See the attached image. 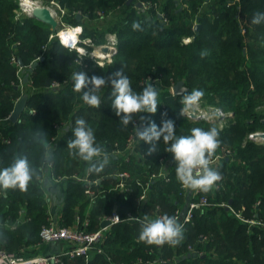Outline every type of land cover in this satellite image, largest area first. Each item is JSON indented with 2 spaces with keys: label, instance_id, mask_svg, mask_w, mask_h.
Here are the masks:
<instances>
[{
  "label": "trees",
  "instance_id": "obj_1",
  "mask_svg": "<svg viewBox=\"0 0 264 264\" xmlns=\"http://www.w3.org/2000/svg\"><path fill=\"white\" fill-rule=\"evenodd\" d=\"M58 1L66 10L63 17L66 22L83 26L82 37L89 34L86 22L96 19L99 9L109 12L124 7L122 24L111 28L118 38L112 62L94 67L89 64L84 72L89 77L103 75L107 79L111 73L120 70L129 77L136 92L142 91L148 83L153 84L147 81L150 76H160V81L153 84L158 89L160 104L150 119L160 125L161 114L166 113L164 118L175 122L177 136L191 135V129L195 127L208 130L215 126L220 132V145L215 155L224 147L235 152L233 157L223 158L215 168L222 174L223 183L206 193L212 204L195 212L193 221L184 228V239L179 245L156 246L141 242L138 239L140 224L125 221L108 230L106 250L115 260L128 263L138 257L144 260L163 257L174 260L176 257L175 264H264V231L247 232L240 220L218 204L231 201L235 207L246 205L252 213L254 204L260 201L256 211L264 216V143L248 138L250 132L264 130V21L258 25L248 23L252 22L255 13L264 12V0H148L156 3L158 10L155 7L139 8L137 0L129 4L127 0ZM18 5L13 0H0V170L23 158L29 164L31 179L26 191L0 188L1 216L11 218L18 211H24L22 222L17 221L14 228L0 224V249L23 253L38 242L41 226L49 223V197L40 184L38 173L42 172L47 144L52 137H56L50 156L55 161V173L84 171L90 163L70 154L67 147L68 141L74 139L72 129L77 118L85 119L93 129L96 146L105 152L112 148L115 140L124 141L140 117L134 116L126 127L122 125L112 107L110 83L100 90L99 108L86 105L81 99L82 92L73 91L72 73L79 69L74 62L77 51L62 44L57 36L47 42L55 33L50 25L28 15L15 18ZM77 11H81L80 19ZM159 12L164 13L166 21L159 18ZM148 16L152 18L148 19ZM133 22L139 23L140 28L134 30ZM196 23L201 24L198 31L194 27ZM189 36L192 39L185 42L183 38ZM202 51L208 54L202 57ZM41 56H44L43 60H40ZM18 57L22 58L25 68L39 60L27 82L33 92L19 119L5 120L21 94L19 72L22 67L13 60ZM178 80H183L192 89L204 90L203 99L209 104L231 112L227 125L219 128L215 119L209 120L205 116H181L182 95L173 94L171 90ZM55 81L61 85L53 87ZM55 123H66L69 128L63 126L58 130ZM149 147L138 140L142 162H138L137 155L132 163L124 166L133 171V210L136 211L135 198L141 192L135 179L157 170L159 158L165 156L171 181L152 183L144 210L161 204L165 211L174 213L185 202L179 195L183 189L176 180L174 157L165 151L167 145L163 144L162 138L157 151L151 155L148 154ZM62 161L67 168L63 167ZM112 169L105 167L103 172L107 174ZM82 189V183L66 180L62 224L70 225L75 221V206L83 196ZM112 193L105 194L107 199L112 198ZM104 201L102 197L94 202L90 213L91 227L96 225L93 212ZM80 204L86 205L88 200L84 198ZM126 206L132 204L123 199L120 211L124 212ZM188 244L204 253L183 257ZM36 253L38 250L30 254ZM82 262L67 261L65 264ZM91 264L110 262L103 256H95Z\"/></svg>",
  "mask_w": 264,
  "mask_h": 264
},
{
  "label": "built area",
  "instance_id": "obj_2",
  "mask_svg": "<svg viewBox=\"0 0 264 264\" xmlns=\"http://www.w3.org/2000/svg\"><path fill=\"white\" fill-rule=\"evenodd\" d=\"M143 4V9H150L151 7H155L158 10V5L156 3H152L148 0H140ZM50 4H56L58 6V12L61 16L58 20L63 22V17L66 14L65 8H63L58 0H50ZM48 6L53 15L57 18V14L55 11ZM98 11V15H104L105 12L100 13ZM77 16L81 15V11H77ZM161 20L166 21L165 15L163 12H159ZM158 14V15H159ZM69 24V23H68ZM75 29L77 34L76 42L72 44H66L62 41V37H59L62 43L69 48L75 47L76 44L82 41V32L83 26L81 24L71 25L67 27V29ZM115 45H111L112 47H117L118 38L116 34H114ZM184 41H189L192 39L189 37H184ZM76 43V44H75ZM13 60L17 62L16 58ZM160 79V76H150L147 81H151L153 84L157 83ZM61 85L60 82H53V87H59ZM172 90V87H171ZM173 93V91H172ZM26 109V107H25ZM219 110V115L229 114L231 112L224 111L220 107H216V112ZM32 112H35V109H32ZM203 113V112H202ZM209 113V112H206ZM206 114L205 117H208ZM10 119V114L4 118ZM11 120V119H10ZM137 125H141L140 119H136L134 127L131 129L127 137L124 141L115 140L113 142V146L109 151H103L101 157L94 158L92 162L98 161V159L103 158V153H107L108 160L113 161V156H117L115 159L116 169L108 174H102L100 176H94L93 172L89 171L91 165H89L84 172H74L70 175H61L55 173V162L50 156H46L43 165L42 172L45 175L52 177L55 182L66 181L69 178H72L76 181L83 183L84 195L88 199L89 202H95L99 198L105 196L106 193H111L114 191H120L124 193V199L127 202L133 203V171L131 169L124 168L125 165H128L133 162V157L139 154L138 150V138L136 136V127ZM68 127L66 123L57 124L55 123V127L60 130L62 127ZM264 132V131H256L250 134V138L254 136V134ZM56 139L55 136L52 137V141ZM254 139V138H252ZM258 140V139H255ZM235 154L234 150L229 147H224L220 152H218L212 158L211 165L214 163H220L223 158L233 157ZM160 166L157 170H154L148 173V176L136 178V184L141 188V192L135 198V208L136 211H132L131 209L126 208L124 212L120 211V206H116L109 214H105L102 217L100 223L91 227V220L89 218L80 219L79 215H76V226H66L59 224L53 220V218L49 215V223L43 224L39 230V240L37 245L43 246L48 244H60L61 247L58 250L49 253H36V254H24L18 253L14 251H9L6 249H0V264H65L68 262H76L77 260H82L84 264H91L92 260L95 256H103L110 262V264H175L177 261L176 257L172 259L169 258H156L154 260H144L142 257H138L137 260H132L130 263L125 261H117L113 258V256L106 250L105 242L107 240V232L111 227L117 225L119 223L128 221L133 224L134 222L139 223L138 220L143 218L144 215H148L150 218H158L164 214L169 216H175L177 221L181 223L184 228L187 223L193 221V217L195 212L199 209H204L206 206L211 205L208 195L206 193L200 191H193L183 188V192L185 198V204L182 207L175 209L174 213H169L164 210L161 204H156L149 210H144L146 201L149 199L150 190L152 189V183L156 180H161L163 182L171 181V172L166 164L165 156L159 158ZM146 165V164H145ZM210 165V166H211ZM222 176V174H221ZM105 178H113L114 183L112 186L104 187L102 185V180ZM40 181H43V178L39 177ZM223 183V176L220 181L217 182V186L214 188H219ZM58 185H61L59 183ZM62 193L63 188L61 186ZM216 204V203H214ZM219 205L225 206L232 216L240 220L245 226L247 232L250 231H264V216H261L257 211L256 207L260 204V201H257L253 206V212L249 213L246 205H242L240 207H235L230 202L222 201L218 203ZM104 220H108V224L103 226L102 222ZM203 239L206 236L202 237ZM204 252L201 249L196 248L192 244H188L187 251L184 253L183 257L190 256L191 254L202 255Z\"/></svg>",
  "mask_w": 264,
  "mask_h": 264
},
{
  "label": "clouds",
  "instance_id": "obj_3",
  "mask_svg": "<svg viewBox=\"0 0 264 264\" xmlns=\"http://www.w3.org/2000/svg\"><path fill=\"white\" fill-rule=\"evenodd\" d=\"M262 21H264V12L255 13L252 23L258 25ZM132 27L134 30L139 29L140 24L133 22ZM207 54V51L201 52L202 57ZM71 78L74 82L73 91L82 92V101L92 108L100 107V90L110 83L115 115L120 117L125 127L133 121L134 116L140 117L141 125L135 126L136 136L140 141L150 145L149 155L157 151L158 143L162 138L163 144L167 145L165 151L174 157L176 180L183 188L208 193L222 179L220 172L210 166L220 145L219 129L215 126L208 130L195 127L191 129V135L177 136L175 122L164 118L166 113L161 114V124L157 125L150 119L151 115L157 113L160 104L158 89L153 84L148 83L142 91L136 92L129 77L120 70L111 73L107 79L103 75L89 77L84 71L73 72ZM204 96L205 92L202 89L193 88L190 92L185 90L180 101L182 105L180 115L190 116L199 107ZM215 115H219V110ZM212 118V116L207 117L209 120ZM72 132L74 139L69 140L67 144L70 154L89 162L91 165L89 171L97 174L103 172L109 163L107 153H103V158L98 164L91 163L94 158L102 155V148L96 146L93 129L88 126L85 119L77 118ZM30 179L29 164L23 158L16 159L11 166L0 170V188L5 190L19 188L21 191H26ZM138 222L140 224L138 239L148 245L167 244L175 247L184 239V226L175 216L164 214L158 218H150L144 215Z\"/></svg>",
  "mask_w": 264,
  "mask_h": 264
},
{
  "label": "rangeland",
  "instance_id": "obj_4",
  "mask_svg": "<svg viewBox=\"0 0 264 264\" xmlns=\"http://www.w3.org/2000/svg\"><path fill=\"white\" fill-rule=\"evenodd\" d=\"M40 2V5H49L57 14V19L61 18L59 12H58V6L56 4H50L51 2H46L44 0H38ZM209 0H206V2H208ZM13 2L16 4H19L18 7L16 8L17 11V15H15V18H23L24 16H29V11L27 10V8L25 7V5L22 4V0H13ZM98 11H101L100 13L105 12L106 14L104 15H98L96 19H89L86 22V27L88 28V32L89 34L82 37V42L76 44L75 47H72L73 49H75L77 51V57L75 58V63L77 65H79V69L75 70L76 71H85L87 69V66L89 64H91L93 67L96 65H104L106 63H110L113 60V56L112 53L117 50V47H112L113 45H115L116 41L114 38V32L111 31L112 27H116L120 24H122V20L124 19L125 13H124V7H119L116 10H112L109 12H106L105 10H101L99 9ZM97 11V13H98ZM59 17V18H58ZM63 19V18H62ZM249 19L247 18V21ZM62 21V20H61ZM60 22V26L59 29L54 31L55 33H52L49 37L47 42H50L51 38L54 36L59 37V32L62 29H67V27L69 26V24L63 19V22ZM248 23L250 25H254L251 21H248ZM197 24V23H196ZM195 24V26H196ZM194 26V27H195ZM51 27V26H50ZM196 29V28H195ZM104 37V40H102L101 38ZM192 38V37H191ZM60 42L62 43L60 37H59ZM191 40V39H190ZM189 40V41H190ZM187 42V41H185ZM102 43H106V44H111V48H106V49H98V47H100L101 45H103ZM63 44V43H62ZM118 45V44H117ZM46 46V45H45ZM97 49V50H96ZM15 62V61H14ZM16 63V62H15ZM18 64V63H17ZM19 65V64H18ZM20 66V65H19ZM25 67H22V70H24ZM20 74V88H21V94L19 95V97L17 98L16 102L19 100V98H21L23 95H25L28 99L29 95L31 94V92H33L32 88H30V85H28L29 83L24 82L23 81V77L25 74V71L19 72ZM160 79L157 81L159 82ZM24 85V86H23ZM18 86V85H17ZM156 87V86H155ZM15 102V103H16ZM27 104V101H26ZM182 107V106H181ZM216 107L215 105H211L208 103V101L206 99H202L200 105L198 108H196L192 113L195 114H200L201 116H204L206 114H209L207 116H212L213 119L216 120L217 125L219 128H222L223 126L225 127L228 123V119L227 117L229 115H231V113H227L224 115H215L216 114ZM203 112V113H202ZM209 112V113H206ZM191 115L192 117L197 118V116ZM256 131H264L263 129H258L252 132H256ZM250 132L248 134V138L250 137V134L252 133ZM258 142L264 143V140H257ZM140 154V152H139ZM138 162H142V159L140 158V155L138 156ZM55 162V161H54ZM61 164H63L64 168H67V166L65 165V163L62 161ZM62 166V165H61ZM74 170H72L71 172H73ZM70 171H66L64 174L62 175H70L71 173ZM38 176L40 178H43V181H40V184L44 186V188L46 189V195L47 197H49V190H48V186H53V187H57V185L59 183L63 184L65 182L64 181H60V182H55L52 177L43 174V172L38 173ZM48 179L47 184L45 183V180ZM67 180H72V179H67ZM81 194V193H80ZM112 198L111 199H107V195L105 196V200L104 202H102L95 210V212H93L95 214V221H96V225L98 223H100V221L102 220V217L105 214H109V212H111L116 206H120V202L124 199V193L120 192V191H115L112 193ZM184 194H186V192H181L179 195L181 197L184 198ZM63 196H64V192H63ZM80 197V196H79ZM84 195L81 196L78 200V202H76V206L75 208L77 209V206L82 202V200H84ZM64 202V199L62 201V203ZM87 209L84 210H76V213H79V217L80 219L84 218V217H88L90 220L93 219L90 215V213H92V207L93 206H86ZM133 207V204L132 206ZM131 207H129V209H131ZM100 211H98V210ZM133 211V209H132ZM88 215V216H87ZM84 216V217H83ZM76 217V216H75ZM23 215H21L20 211L17 212V215H12L11 218L9 217H5V216H1L0 215V224L2 227H7V228H14L17 224V220L22 219ZM54 220V218H53ZM11 221V222H10ZM59 224H62L61 222H59ZM77 221H74L72 224H67V222H64V224L62 225H66V226H76ZM209 238V237H208ZM212 246H215V244H212ZM214 249V247H212ZM213 249H208L209 251L213 250ZM43 252V248L39 245H37V243L35 244H31V246H29L26 250L23 251L24 254H30V253H34V252ZM126 262V261H125ZM77 264H84L82 263H77Z\"/></svg>",
  "mask_w": 264,
  "mask_h": 264
},
{
  "label": "water",
  "instance_id": "obj_5",
  "mask_svg": "<svg viewBox=\"0 0 264 264\" xmlns=\"http://www.w3.org/2000/svg\"><path fill=\"white\" fill-rule=\"evenodd\" d=\"M131 1H134V0H127V3L129 4V3H131ZM177 1H179V0H177ZM136 5L139 8H143V4L140 0L136 1ZM28 14H29V16H31V17H33V18H35V19H37V20H39L45 24L50 25L53 31H56L59 29L60 22L53 15L51 9L48 6H45V5L34 6L33 8H31V10H29ZM77 17H78V19H80L81 15H78ZM159 17H161L160 14H159ZM151 18H152L151 16H148V19H151ZM200 26H201L200 23L196 24L195 28L197 31L199 30ZM43 59H44V56H41L40 60H43ZM17 62L21 67H25L21 57L17 58ZM38 62H39V60H35L29 66L24 68V71H25V74L23 77L24 82H28L30 72H32L33 69L37 66ZM16 87H18V86L16 85ZM185 90L187 92H190L192 90V88L190 86H187L183 80H178L177 82H175L172 85L173 94L182 95V93H184ZM26 101H27V97L25 95H23L15 103L14 109L10 114V119L12 121H16L19 119L20 114L25 110ZM192 115L197 116V118L203 117L200 114H195V113H192ZM252 138L258 139V140H264V132L256 133V134H254V136ZM47 182H48V179L45 180L46 184H47ZM49 190L54 194V197L57 198V200H56L57 203L58 204L62 203L64 196L62 193L61 185H57V187H49ZM230 203H231V201H230ZM108 223H109L108 220H104L102 222V225L105 226ZM53 245H54V243H53Z\"/></svg>",
  "mask_w": 264,
  "mask_h": 264
},
{
  "label": "crops",
  "instance_id": "obj_6",
  "mask_svg": "<svg viewBox=\"0 0 264 264\" xmlns=\"http://www.w3.org/2000/svg\"><path fill=\"white\" fill-rule=\"evenodd\" d=\"M182 7V6H181ZM20 68H21V66H20ZM21 71L22 72H24V70H22L21 69ZM24 86V85H23ZM67 129L69 128V126L68 127H66ZM57 138H59V136H57ZM257 141V140H256ZM53 145H54V141H50L48 144H47V150H46V156L48 155V156H51V154H52V147H53ZM139 155V154H138ZM45 156V157H46ZM113 161L112 160H109V163L105 166V167H113L114 169H112V170H110V171H108L109 173H111V172H113L115 169H116V165H115V159H117V156H113ZM102 159H98V161H96V162H100ZM219 164V163H218ZM218 164L217 163H214V164H212L211 165V167H213L214 169L218 166ZM86 170V169H85ZM74 172H79L78 170H75V171H73V172H71L70 174H73ZM81 172V171H80ZM82 172H84V171H82ZM105 172V171H104ZM104 172H100L99 173V175H96V176H100V175H102V174H104ZM108 174V173H107ZM95 176V175H94ZM69 179H72V178H69ZM72 180H74V179H72ZM75 182H78V183H82V182H79V181H76V180H74ZM113 183H114V179L113 178H105L104 180H102V185L104 186V187H109V186H112L113 185ZM83 184V183H82ZM65 186H66V181L62 184V188H65ZM49 187H53V186H48V190H49ZM82 193H83V195H84V189H82ZM106 196V195H105ZM105 196L103 197L104 199H105ZM84 197H85V195H84ZM85 199H87L86 197H85ZM57 198H55L54 197V194L49 190V203H48V206H47V208H48V212H47V214H48V216L50 215L52 218H54V220L56 221V222H60L61 221V210H62V204L63 203H60V204H58L57 203ZM88 200V199H87ZM93 204H94V202H89L88 201V204H86V205H81V204H79L78 206H77V209L76 210H84V209H87V205H89L90 207L91 206H93ZM131 204H133V203H131ZM184 204H185V202H184ZM183 204V205H184ZM120 205V204H119ZM125 208H129L128 206H126ZM24 211H21L20 213H21V215H23L24 213H23ZM76 215H79V213H76ZM88 216V215H87ZM84 217V216H83ZM84 218H88V217H84ZM84 218H82V219H84ZM17 221H19V222H22V219H18ZM75 221H76V219H75ZM42 248H43V253H49V252H53V251H55V250H58L60 247H61V243L60 244H58V243H56V244H48V245H43V246H41ZM38 253H41V252H38Z\"/></svg>",
  "mask_w": 264,
  "mask_h": 264
},
{
  "label": "bare ground",
  "instance_id": "obj_7",
  "mask_svg": "<svg viewBox=\"0 0 264 264\" xmlns=\"http://www.w3.org/2000/svg\"><path fill=\"white\" fill-rule=\"evenodd\" d=\"M22 4L25 5L27 10H31L34 6L40 5V2L38 0H22ZM60 36L62 37V41L66 44H72L76 42L77 40V34L75 29H62L60 30ZM98 49H106L111 48V45L102 43ZM97 50V49H96Z\"/></svg>",
  "mask_w": 264,
  "mask_h": 264
}]
</instances>
